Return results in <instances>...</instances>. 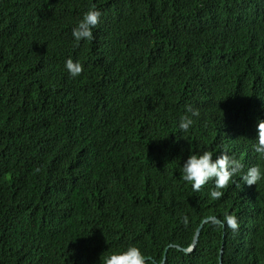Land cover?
<instances>
[{"label":"trees","instance_id":"trees-1","mask_svg":"<svg viewBox=\"0 0 264 264\" xmlns=\"http://www.w3.org/2000/svg\"><path fill=\"white\" fill-rule=\"evenodd\" d=\"M94 39L72 35L92 6ZM68 59L83 66L73 78ZM186 105L198 109L187 132ZM264 0H0V264H264ZM243 164L214 200L191 154ZM187 216L185 225L183 217ZM223 254L221 256V248Z\"/></svg>","mask_w":264,"mask_h":264},{"label":"clouds","instance_id":"clouds-1","mask_svg":"<svg viewBox=\"0 0 264 264\" xmlns=\"http://www.w3.org/2000/svg\"><path fill=\"white\" fill-rule=\"evenodd\" d=\"M100 16L101 13L95 8L94 5L84 14L83 18L80 20L77 27H75L72 32V35L77 42L81 40L94 39L92 29L99 24ZM65 67L73 78L81 75L83 72V66L78 62L74 63L72 59H68L66 61ZM185 107L187 114L182 115L179 122V128L183 132H187L191 128L194 123L193 117L200 116V112L198 109H194L190 105H186ZM257 132V143L253 145V148L254 151L259 155V157L264 158V120H258ZM242 169L243 164L235 157L228 155L226 152L221 153L213 158L212 152L204 151L202 154H191L188 156L187 160L182 166V179L191 185L194 192L201 191L209 181H214V188L210 190V197L214 200H218L224 195L223 190L227 189L230 183L233 182V177L239 174ZM242 179L249 186L257 185L259 181L264 179V172L261 171L260 167L253 166L248 169L247 173L243 175ZM211 218L212 219L207 222L215 221L216 226L219 228H224L226 225L227 228L231 229L233 232H236L239 229L240 225L235 215H226L223 221L217 220V217ZM214 218L216 219L214 220ZM204 220L202 222L203 225L207 223L204 222ZM183 222L185 223V225L187 224V216L183 217ZM194 241L192 242V244L194 243ZM191 245L187 248H183L177 245L168 246L165 250L161 264L166 263L167 253L170 247H175L185 253H192L196 249V247L193 251L187 252ZM220 253L222 256L223 247L221 248ZM149 260L153 259L145 256L138 247L129 246L126 250L111 254L106 257L103 264H147ZM220 264H223L222 260Z\"/></svg>","mask_w":264,"mask_h":264},{"label":"water","instance_id":"water-1","mask_svg":"<svg viewBox=\"0 0 264 264\" xmlns=\"http://www.w3.org/2000/svg\"><path fill=\"white\" fill-rule=\"evenodd\" d=\"M212 218L210 217V218H206L205 220H204V222H207V221H209V220H211ZM216 218H214V220H215ZM202 226H203V223L199 226V228H198V230H197V233H196V236H195V241H194V243L191 245V247L187 250V252H191V251H193L194 249H195V247H196V241H197V237H198V235L200 234V232H201V229H202Z\"/></svg>","mask_w":264,"mask_h":264}]
</instances>
